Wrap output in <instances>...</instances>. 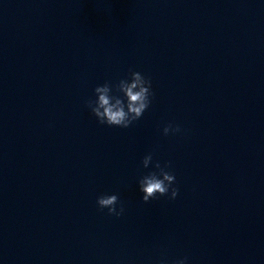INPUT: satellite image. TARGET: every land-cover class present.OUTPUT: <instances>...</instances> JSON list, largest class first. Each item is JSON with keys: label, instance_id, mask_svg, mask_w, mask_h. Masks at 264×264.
<instances>
[{"label": "clouds", "instance_id": "obj_1", "mask_svg": "<svg viewBox=\"0 0 264 264\" xmlns=\"http://www.w3.org/2000/svg\"><path fill=\"white\" fill-rule=\"evenodd\" d=\"M115 88L117 94H113ZM96 99L86 101L87 107L102 125L129 128L138 121L149 108L152 92V82L139 71H131L127 78L121 79L115 85L105 82L94 89ZM163 135L178 134L183 130L179 125L169 123L163 128ZM153 162L151 153L144 156L142 165L148 168ZM155 171L142 175L138 180L142 201L148 203L158 196H168L175 200L179 194L175 174L170 170L171 163L161 166L159 161L154 164ZM97 206L102 211L108 210V215L117 218L124 214L125 208L117 194H102L97 197ZM119 205V207H117ZM187 257L174 261V264H187ZM160 264H166L161 259Z\"/></svg>", "mask_w": 264, "mask_h": 264}]
</instances>
